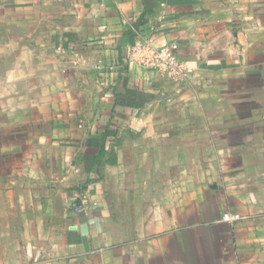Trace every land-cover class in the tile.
<instances>
[{
	"label": "crops",
	"instance_id": "1",
	"mask_svg": "<svg viewBox=\"0 0 264 264\" xmlns=\"http://www.w3.org/2000/svg\"><path fill=\"white\" fill-rule=\"evenodd\" d=\"M0 128V264H264V0H0Z\"/></svg>",
	"mask_w": 264,
	"mask_h": 264
},
{
	"label": "built area",
	"instance_id": "2",
	"mask_svg": "<svg viewBox=\"0 0 264 264\" xmlns=\"http://www.w3.org/2000/svg\"><path fill=\"white\" fill-rule=\"evenodd\" d=\"M128 60L144 69L154 70L166 75L175 83L187 80L191 67L178 55L177 43L156 45L151 37L139 36L134 44L128 48ZM69 207L73 212H81L88 208L84 193L74 197ZM244 217L239 213H224L222 220L233 223Z\"/></svg>",
	"mask_w": 264,
	"mask_h": 264
},
{
	"label": "rangeland",
	"instance_id": "3",
	"mask_svg": "<svg viewBox=\"0 0 264 264\" xmlns=\"http://www.w3.org/2000/svg\"><path fill=\"white\" fill-rule=\"evenodd\" d=\"M6 133L7 129L0 128V190L2 193L4 188L1 186L17 175L18 165L23 161L21 157L23 143L18 139L12 140L10 134Z\"/></svg>",
	"mask_w": 264,
	"mask_h": 264
}]
</instances>
